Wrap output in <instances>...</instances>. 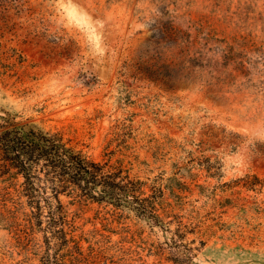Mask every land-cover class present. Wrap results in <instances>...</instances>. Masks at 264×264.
<instances>
[{"label": "rangeland", "instance_id": "374dc122", "mask_svg": "<svg viewBox=\"0 0 264 264\" xmlns=\"http://www.w3.org/2000/svg\"><path fill=\"white\" fill-rule=\"evenodd\" d=\"M170 27L219 72L187 69ZM169 70L171 88L143 74ZM5 112L162 176L167 226L61 195L62 248L29 222L12 173L0 177V264H177L175 241L194 248L179 264H264V0H0Z\"/></svg>", "mask_w": 264, "mask_h": 264}, {"label": "trees", "instance_id": "16d2710c", "mask_svg": "<svg viewBox=\"0 0 264 264\" xmlns=\"http://www.w3.org/2000/svg\"><path fill=\"white\" fill-rule=\"evenodd\" d=\"M179 35L178 29L170 27L165 39L167 42L176 40L171 49L182 45L180 52H187L182 63L187 64V69L197 66L207 69L210 74L219 72L223 63L220 65L219 61L206 59L200 50L192 52L196 39L191 40L189 34L187 37ZM231 53L232 48H229L224 63L231 60ZM239 64L243 65L242 62ZM143 74L146 79L155 83L160 81L169 88L174 84L170 70L164 74L153 71ZM12 173L23 179L21 195L27 198L30 208L29 222L39 227L46 223L47 233L50 232L62 248L70 242L68 227L71 222L61 195L105 203L116 209L128 208L155 225L167 226V211L162 207V183L165 181L162 176L142 179L133 175L120 161L95 160L63 132L45 130L29 119H21L17 113L5 112L0 115V177ZM183 231H187L186 225L181 223L176 235L182 237ZM175 242L179 255L172 260L177 264L191 262L194 248L187 250L185 244ZM77 247L81 249L79 245ZM52 263L48 260V264Z\"/></svg>", "mask_w": 264, "mask_h": 264}]
</instances>
